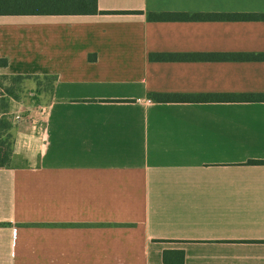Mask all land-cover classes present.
Masks as SVG:
<instances>
[{"label":"crops","instance_id":"0c3cea01","mask_svg":"<svg viewBox=\"0 0 264 264\" xmlns=\"http://www.w3.org/2000/svg\"><path fill=\"white\" fill-rule=\"evenodd\" d=\"M97 4L120 14L0 16V75L54 79L10 106L0 264H264V102L152 98L264 95V20L214 18L264 0Z\"/></svg>","mask_w":264,"mask_h":264},{"label":"trees","instance_id":"16d2710c","mask_svg":"<svg viewBox=\"0 0 264 264\" xmlns=\"http://www.w3.org/2000/svg\"><path fill=\"white\" fill-rule=\"evenodd\" d=\"M97 14H120L119 12H102L98 10L97 0H0V16H90ZM152 21H183V20H204L209 16H189L187 14L161 13L150 14ZM214 18L228 20H264V15H222ZM193 59V57H189ZM182 56H150L152 60H186ZM248 58V57H246ZM255 60H264V56L250 57ZM7 61L0 59V68L6 67ZM34 83L35 104L40 96L49 95L52 91L54 79L49 76H21V75H0V167H8L14 156L15 137L13 124L10 120V106L12 101L21 99L31 103L27 83ZM158 102H264V95L250 96H186V95H154L152 97ZM252 163L262 164L264 161H253ZM175 264H183V256ZM164 264H168L164 257Z\"/></svg>","mask_w":264,"mask_h":264},{"label":"built area","instance_id":"2783aa9c","mask_svg":"<svg viewBox=\"0 0 264 264\" xmlns=\"http://www.w3.org/2000/svg\"><path fill=\"white\" fill-rule=\"evenodd\" d=\"M29 97L32 98V104H35V100H33L35 98V94L34 93L29 94ZM22 118L23 117L21 114L15 113V114L11 115L10 120H11L12 124L14 125V124L19 123L22 120Z\"/></svg>","mask_w":264,"mask_h":264},{"label":"rangeland","instance_id":"374dc122","mask_svg":"<svg viewBox=\"0 0 264 264\" xmlns=\"http://www.w3.org/2000/svg\"><path fill=\"white\" fill-rule=\"evenodd\" d=\"M29 89H30V88H29ZM43 102H44V101H43ZM31 104H32V102H31ZM41 104H42V102H41ZM33 105H35V104H33ZM41 106H44V105H41ZM31 109L34 110V109H36V107H35V106H32ZM36 110H37V109H36Z\"/></svg>","mask_w":264,"mask_h":264}]
</instances>
